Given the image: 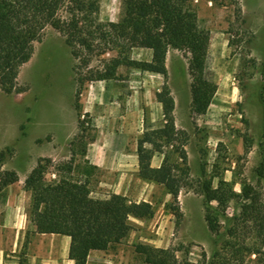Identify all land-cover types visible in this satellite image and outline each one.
Wrapping results in <instances>:
<instances>
[{
    "label": "rangeland",
    "instance_id": "obj_1",
    "mask_svg": "<svg viewBox=\"0 0 264 264\" xmlns=\"http://www.w3.org/2000/svg\"><path fill=\"white\" fill-rule=\"evenodd\" d=\"M193 4L200 27L210 35L204 74L216 84L211 103L201 115L190 112V77L183 52L168 50L166 79L161 74L121 64L113 78L92 81L87 80L90 71H103L105 63L117 52L93 57L88 69L72 56L60 33L49 26L45 28L41 40L34 42L30 59L19 69L16 89L10 93L0 89V222L3 210L15 203L29 210L30 193H23V185L39 158L51 159L45 177L56 179L58 171L54 166L67 161L71 157L69 150L74 147L78 152L75 164L80 165L77 171L84 173L79 144L72 145L73 138L84 134L83 141H91V135L94 139L101 129L97 125L108 111L125 115L130 121L128 129L136 125V143L146 128L160 126L163 117L156 93L165 80L174 98L175 126L184 130L186 138L188 174L183 178L187 184L177 197L181 217L178 221L171 209V196L161 185L143 180L144 194L128 193L126 197L151 203L153 216L130 217L132 230L128 237L105 251L91 253L89 264H136V244L172 247L180 263L207 264L222 239L214 240L204 220V199L196 191L197 182L204 178L213 185L222 178L237 193L243 182L249 183L264 202V177L255 172L262 131L259 91L264 81V0H193ZM121 15L122 0L99 1V21L116 22ZM129 57L149 61L151 51L133 48ZM109 104L113 105L108 108ZM78 120H83L84 131L79 129ZM52 135L55 142H50ZM246 137L250 143L248 151L244 150ZM52 145L59 147L56 155L43 156L53 151ZM153 155L154 167L162 154ZM10 171L19 174L23 182L3 185L5 172ZM98 172L90 175V191L93 197L103 198L109 192L96 181ZM86 176L89 175L84 173ZM14 194L19 197L17 200L11 198ZM239 201L235 198L225 205L212 202L222 228L232 224L239 213ZM0 231V243L9 240L11 248L12 232ZM254 260V255L246 256L242 264H264V259Z\"/></svg>",
    "mask_w": 264,
    "mask_h": 264
},
{
    "label": "trees",
    "instance_id": "obj_2",
    "mask_svg": "<svg viewBox=\"0 0 264 264\" xmlns=\"http://www.w3.org/2000/svg\"><path fill=\"white\" fill-rule=\"evenodd\" d=\"M100 0H0V89L10 93L16 89L20 67L32 53L35 41H40L46 27L60 33L72 56L88 67L95 56L116 51V57L105 63L103 71L88 74L87 80L110 79L121 65L141 71L158 73L167 78L166 55L175 49L187 55L190 77V112H206L216 91V84L205 77V62L209 46V32L200 27L193 0H122V15L116 22L98 20ZM133 48L151 51L149 61L133 60ZM88 69H90L88 67ZM264 78V74H262ZM82 79V78H81ZM264 80V79H263ZM161 104L163 123L146 128L137 139V175L140 179L161 185L170 194L172 210L179 221L178 193L187 184L188 174L186 138L184 130L174 122V98L164 81L156 93ZM262 131L259 136L260 161L255 169L264 177V81L259 91ZM78 120L81 131L86 128ZM84 134L73 138L83 155L88 141ZM90 140L93 139L91 135ZM182 137V138H181ZM244 139V150L250 147ZM71 157L54 166L56 179L47 180L49 158H39L24 180V189L30 193L28 210L30 224L40 233H55L70 237L69 258L74 264H86L92 250L105 251L121 243L132 230L129 218L145 219L154 210L148 201H130L122 194L110 193L103 198L93 197L90 180L83 175L94 174L95 166L82 168L75 164L76 148H70ZM153 152L162 154L158 167L151 165ZM179 171V172H177ZM204 172H202L203 175ZM18 180L15 172H5L2 184ZM197 190L204 199V220L214 240L222 239L207 264H242L244 258L254 255L255 262L264 259V202L260 193L243 182L237 193L232 184L219 178L215 185L210 179L198 181ZM238 198L239 213L232 224L222 228L220 217L212 206ZM136 264H189L178 262L172 247L159 248L136 244ZM237 261V263H235Z\"/></svg>",
    "mask_w": 264,
    "mask_h": 264
},
{
    "label": "crops",
    "instance_id": "obj_3",
    "mask_svg": "<svg viewBox=\"0 0 264 264\" xmlns=\"http://www.w3.org/2000/svg\"><path fill=\"white\" fill-rule=\"evenodd\" d=\"M111 105L113 104H109L108 108ZM103 117L97 125L101 129L99 128L100 130L93 140L88 141L83 155L80 156L83 165H92L97 168L99 179L96 181L99 185L108 188L109 194L116 193L127 196L128 193H138L143 195L144 181L137 175L138 157L135 135L139 131L135 130L136 125L130 126L132 130L128 129L130 121L126 119L125 115L120 116V112L117 115H112L108 111ZM50 140V142H55V135H52ZM58 148V146L52 145L51 150L53 151L43 154V156H55ZM153 157L154 155L152 159ZM152 159L151 165L153 166ZM160 163L161 161L154 167H158ZM17 176L18 180L13 183H22V177L19 174ZM87 178L90 182L92 181L90 175ZM23 190V193L27 192L25 189ZM11 198L17 200L19 197L14 194ZM14 205L3 210L4 214L0 222L1 230L12 232L14 237V243L12 244L10 241V244L13 245L11 248L9 240L0 243V264H74V261L69 258V236L38 232L36 227L30 224L28 211L17 203ZM1 240H3V235L0 231V242ZM6 247L10 248L8 252L5 251ZM99 252L101 250L90 251L86 264H89L91 253Z\"/></svg>",
    "mask_w": 264,
    "mask_h": 264
}]
</instances>
